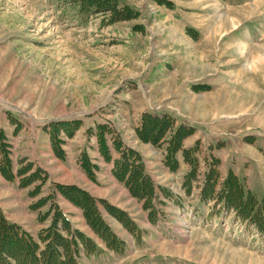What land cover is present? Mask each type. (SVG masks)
<instances>
[{"label":"rangeland","instance_id":"374dc122","mask_svg":"<svg viewBox=\"0 0 264 264\" xmlns=\"http://www.w3.org/2000/svg\"><path fill=\"white\" fill-rule=\"evenodd\" d=\"M257 50L264 53V0H0V111L23 122L50 123V147L64 161L63 122H97L108 154L122 145L123 153L130 155L131 150L139 156V167L130 174L144 175L146 193L132 192L135 179L127 192L104 179L94 186L88 177L69 170L63 174L60 159H50V212L45 214L49 203L39 210L44 225L32 234L21 227L26 234L17 239L18 229L0 221V264H78L76 250L86 245L82 238L109 239L108 233L125 241L124 251L101 253L94 260L83 256V264H264V62L254 59ZM147 112L171 113L190 129L178 135L175 156L183 163L181 150L189 149V143L195 148L190 152L195 173L187 189L178 187L174 171L166 173L159 162L167 154V142L147 138L150 133L160 138L180 122L170 114L169 126L166 117L155 119L145 124L148 133L139 134L136 129ZM198 134L213 143L200 146ZM91 138H82L87 151L76 140L69 146L76 161L81 154L83 166L89 162L83 153L91 158L99 143L98 137ZM228 139L236 143L235 158L253 155L263 161L261 168L254 163L251 186L242 180L240 188L232 180L228 189V164H213L211 149ZM8 148V143L0 145L2 157L11 152ZM185 164L186 173L193 169ZM236 165L246 168L242 162ZM47 190L43 186L40 196ZM91 190L99 192L97 198ZM177 190H187L184 195L190 199L181 203ZM159 191L174 198L171 210L161 204ZM197 194L208 212L192 201ZM102 197L126 205L116 208L120 218ZM135 202L156 213L138 231L128 215L141 212ZM71 203L80 209L73 210ZM23 223L30 225L27 219ZM103 242L116 245L115 240Z\"/></svg>","mask_w":264,"mask_h":264},{"label":"crops","instance_id":"0c3cea01","mask_svg":"<svg viewBox=\"0 0 264 264\" xmlns=\"http://www.w3.org/2000/svg\"><path fill=\"white\" fill-rule=\"evenodd\" d=\"M210 86H211V88H213L212 84ZM5 111H0V130H2L4 132V137H1L0 139H6V140H3L4 143H2V144L6 145L8 143L9 144L8 149L11 150V152L7 155V157L6 156L2 157L0 155V193H5L4 194L5 196H0V209L3 210V215L6 216V219L9 222L19 225L26 232H28V233L30 232L32 234L31 231L33 229H35V230L38 229V226H40L42 229V227L44 225V221H42L44 219L41 220L39 217V215H40L39 210L42 207H44V205L49 203V207H48L47 211L45 212V214L50 212V159L58 161L57 158H59V157H56V155L54 154L55 150H53V148L50 147V143L52 142L50 135L53 133L54 128L52 126H50V123H45V122H42V123H38V121L37 122L30 121L29 123L26 121L23 122L20 119V117H17L8 111H6V112ZM164 113H166V112H164ZM170 116L173 117L177 122H180L179 118L174 117L172 114ZM181 122H183V121H181ZM83 125H84V127H88L87 130H85L86 128H83ZM189 125H191V124H189ZM97 126H98L97 122L96 123H94V122L89 123L87 126L86 124H84V122H82L81 119H78V124L76 126H73V124H71V123L69 125H67L66 134L64 132H60V133L63 134V136H62L63 142H66V145L65 146L63 145V147H65L63 149H65L64 153L67 154L68 158L65 161H64L65 156H64V159L59 158L60 162H57V164L58 163L60 164L59 167H61L63 169V174L68 173L67 170H69L70 173L73 172V173L80 174L84 178L88 177L87 179L90 182V184H92V185L96 184L97 182H100L101 180L103 181V179L106 181L109 180V181H112L111 182V183H113L112 186H115V184L117 185L114 187V189H116V187H118L119 189H122V190L124 189V192L125 191L127 192L128 187H127V184L125 182V179L127 178L128 175H126L124 177V179L122 180V179H119L117 177V174L115 172V163L114 162L116 160L120 159V156H121L120 151L117 150V153H112V151L109 150L110 153L107 154V156L101 155L100 151L102 149H101L99 143L97 142V144H95V146H94L95 151H94L93 155L90 154V155H92L91 158L89 157V154L86 153V156H88V161H89L90 166H91V172L94 176V179L92 180L88 176V172L86 171V169L82 165L81 154L78 158V161H76V158L74 157V153H75L74 150L69 148V146H71V142L76 140V142L79 145L84 146V149H82V150L87 151V147L85 148V145H86L85 143H87V140L84 141V140H82V138L90 139L92 136H94L93 139L97 141V133H98ZM191 126H193V125H191ZM69 130H71V131L69 132ZM74 130H76L75 131L76 134H74L72 137H67ZM129 130L132 132H135V128H130ZM23 132L24 133L29 132V136L23 134ZM84 132H86V134H87L85 137H83L81 135V133H84ZM199 132L200 131H197V133H199ZM199 137L200 136L198 134L196 141L200 140V142H199L200 146L205 142H208V143L212 142L211 139L205 141L204 139L201 140ZM93 139L91 138V140H93ZM221 141H223L222 147L218 148V147L213 145L214 147L211 149V152L219 160V163H218V164H220L219 167L221 168V167H224L226 164H228L227 168L225 170H228V171L231 170L233 172V174L238 178L239 181L243 182L242 180H244L246 183L249 184V186H251L249 183L250 177L252 176V177L256 178V176H255L256 170L254 167V163L258 162V164L261 168V163L263 161H261L258 156H253V155H249V156L241 155V157L235 158L233 148H234L236 143L232 144L230 139H228L227 141H224V140H221ZM135 143H137L136 140L133 143L134 146H135ZM51 146H52V144H51ZM186 147L191 148V147H193V145L191 143H189L186 145ZM251 147H253L255 151L257 150L256 152L258 154L262 155L261 151L257 147L255 148L254 143L252 144ZM5 148H6V146H5ZM224 151L226 152V154H224ZM237 151L240 152L241 150L237 148ZM159 152L161 153V151H159ZM51 153H52V155H50ZM165 156L166 155H161L159 162L162 165V168H164V170L166 171V173H168L169 172L168 170H170V168L168 167V165L165 164ZM7 158H8V160H7L8 166L5 163V161H6L5 159H7ZM182 158L180 160H182ZM142 160H143V158H142ZM176 160H177V163L179 164V168L176 170L171 169V171H174V174L176 175V181H175L176 184H182L184 181V177L187 173H186V170H184L181 165L182 164L187 165V164H185L186 162L184 160L183 161L185 163L179 162L178 157H176ZM237 162H242V164L245 165L246 168L240 169L236 165ZM67 167H70V168H67ZM94 167H96V169ZM20 170H21V172H20ZM39 172H42L46 175L40 176L38 174ZM31 185H33V188H31ZM96 185H94V186H96ZM43 186H44V188L48 189L47 194L45 196H40L42 189H43ZM97 187H98V185H97ZM163 187L168 188V185L166 184ZM183 188H185V187H183ZM95 189H97V188H95ZM186 189H187V187H186ZM251 189L254 191L253 188H251ZM94 191L97 193L92 192V190H91L90 195L97 198L98 195H96V194H99V192L96 190H94ZM166 191H168V190H165L164 192H166ZM159 192H161V191H159ZM185 192L182 191V194L179 197L180 201L185 202V201H188L190 199L191 195H189V194L184 195ZM189 192H191V191H189ZM177 193H181V191L177 190ZM158 195H159V200L161 201V204H163L165 206V208L170 207V210H171L172 197H170L169 195H167L166 193H163V192H161V194L158 193ZM9 197H13L14 199L9 200L7 202L5 201V203L2 202L3 199H8ZM102 198L105 200L107 199L109 206L115 207L117 209H119V208L123 209V207L126 206V205H121V204H119V206H117V204L113 200H111L110 198H108V197L107 198L102 197ZM99 199H100V197H99ZM128 199L130 201H137L131 197H129ZM63 200L65 201L66 204H69L67 199H63ZM192 201H194V203L198 209L202 208V209H206L208 211V209H209L208 204L205 205L204 198L199 197L198 194L196 195V198L193 199ZM72 205L73 204L71 203L70 206L75 208L73 210L78 211V209H80L79 207H76L74 205L72 206ZM134 206H137L136 210L138 209L141 212L129 214L126 211L128 213V215L131 217V219L136 223V225L134 223V225H135L134 228L135 227L146 228L145 226H146V224H149L148 219L150 218L149 209H146L145 211L141 210V202H139V204L135 202ZM155 207H157V206H155ZM177 210H178V212L181 211L180 208ZM72 211H70V212H72ZM135 214H138L137 215L138 219L135 218ZM25 219H27V221L29 222L30 225L25 226V224L23 223ZM37 233L38 232H33V234H37ZM93 238H94V241L93 240H91V241H93V243L95 245L94 248L86 249L85 246L77 248L76 258L79 261L78 264L84 263L83 258H82L83 256L87 260H88V258H91V257H92V260H94V258L96 259L97 256H99L101 253H111L113 251L114 252H121V251H124V249H125L124 248L122 250L121 248H119V249L109 248L103 242V239L99 238L98 236L97 237L93 236Z\"/></svg>","mask_w":264,"mask_h":264},{"label":"trees","instance_id":"16d2710c","mask_svg":"<svg viewBox=\"0 0 264 264\" xmlns=\"http://www.w3.org/2000/svg\"><path fill=\"white\" fill-rule=\"evenodd\" d=\"M165 117L167 119H169L170 122L168 120L164 119ZM155 119L158 122L160 121L159 119H164V123L165 124H168V123L171 124V122H173L172 118L169 115H166V114L153 115V114H150V113L147 112V113H145L143 115L141 125L136 129V132L139 133V134H141L140 132H144V131L146 133H148L149 131H148V129L145 128V124H147L149 126L150 122H152V120L155 121ZM69 124L70 123L63 122V127H64L65 130L67 129V125H69ZM71 124H73V126H76L78 124V122H73ZM168 126H169V124H168ZM164 127H166V126H164ZM168 128L171 129L170 132L165 133V134H163V132H161L162 137H160V138H157L156 135H152L151 133L147 135V138L150 139L155 144H158V143L164 142V141L167 142L168 146H167V154L165 156V162L170 167V169H176L178 167V163H177V160H176L175 155H176V152L179 150L177 147L180 145V141H179L178 135L182 137L184 134L188 133L189 132L188 130H190V129L188 127L186 128L182 124H179L178 127H175L174 128V130H173L172 127H168ZM97 129H98L97 137L99 139V145H100V147L102 146L101 149L102 150L105 149V152H106V149H108V148H107V145L105 143L104 138L101 135V132L103 130L100 127V125L97 126ZM162 129H160L159 131H161ZM71 130H69V132ZM0 145L4 147L3 144H0ZM121 147H122V145H120V147H117V149L121 153L120 159L116 160V162H115V172L117 174V177L119 179H122L123 180L124 177L126 175H128L127 178L125 179V182H126L127 185L129 184L130 181H133V179H135V183L136 184L133 187H131L132 192H136L137 191L136 192L137 194H140L141 193L140 195H145L146 193L144 194L143 191H142V187L144 185L143 180L145 179L144 178V175H142L143 177L141 175H139L138 178H135L136 177V174H135L136 172H132V174H130V172L134 170L133 168L139 167V165L136 166V164H140V161H139L140 158H139V156L135 152H133L131 150H130V153H131L130 155H127V154L123 153V151L125 149L121 150L122 149ZM181 151H182V155L184 157V160L186 162H188V163H190V164L193 165V169L190 171V173L187 176V181H188L189 180V177H192L194 175V173H195V164H196V161H195L194 158L191 157V154H190L191 150H189V149H183ZM107 154L108 153L106 152V156H107ZM3 157H5V156H3ZM85 158H86V153H84V155H83V160ZM5 160H6L5 163L8 166V162H7L8 158L5 159ZM216 162H218V160L215 159V158H213V163H216ZM82 165H83V162H82ZM83 167L86 169V171L88 172L89 175H92L91 166H90V163L89 162H88V164H84ZM232 180L236 183V185H238V187H240V188L242 187L239 184L236 176L232 172H229L228 175H227V179L225 180V185L227 186L228 189L231 188V181ZM80 191H83V190L80 189ZM85 198L89 199V197L87 195L85 196ZM138 198H144L145 199V196L138 197ZM72 201H74L76 204L80 205V202H77L75 198H72ZM149 206H150V204H149ZM109 207H110L111 211L114 212L118 216V218H120V215H119V212L117 211V209L114 208V207H112V206H109ZM152 209L155 210L154 208H152ZM149 215H150V218H152L153 215L151 214V212H150ZM0 221H2L3 227L4 226H6V227L9 226L11 229H18V231L20 233L18 232L17 234H14V237H16L17 239H18V236H20L21 233L24 234V235L26 234L25 232H21L20 231L21 227L19 225L9 222L4 217V215H3L2 212H0ZM2 235L3 234H0V236H2ZM107 236L109 237V239H106V236H102V239L105 240V241H107V240H109V241H112L113 240L114 241L115 240V242H116V245H110L109 246V244L108 245L106 244L107 246H109L111 248H115V249H119V248L122 247L123 242L120 239H117L118 241H116L115 234L108 233ZM83 240H85L84 244H86L85 245L86 246V249H92V248L95 247V245L89 239L86 240L85 238L84 239L82 238L81 241H83ZM118 242L120 243V246H118ZM89 245H90V247H89ZM53 251L56 254V256L59 257V255H60L59 252H57L55 249H53ZM75 254H76V252H75ZM1 257H2V255L0 256V258ZM0 261H2V260H0Z\"/></svg>","mask_w":264,"mask_h":264},{"label":"bare ground","instance_id":"6f19581e","mask_svg":"<svg viewBox=\"0 0 264 264\" xmlns=\"http://www.w3.org/2000/svg\"><path fill=\"white\" fill-rule=\"evenodd\" d=\"M226 19V18H225ZM223 20V19H222ZM254 59L255 60H259L261 63H263L264 62V53L263 52H261V51H259L258 52V50H257V53L255 54V56H254Z\"/></svg>","mask_w":264,"mask_h":264}]
</instances>
